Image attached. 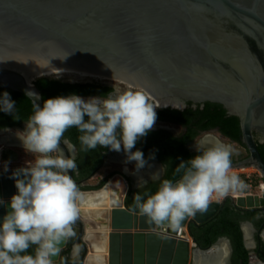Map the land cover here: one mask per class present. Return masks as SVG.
I'll return each instance as SVG.
<instances>
[{
	"label": "water",
	"instance_id": "obj_1",
	"mask_svg": "<svg viewBox=\"0 0 264 264\" xmlns=\"http://www.w3.org/2000/svg\"><path fill=\"white\" fill-rule=\"evenodd\" d=\"M59 70L125 81L166 105L220 104L238 118L248 151L246 158L230 161V168L253 165L264 181L254 138V132L264 136V0H0V88L42 106L33 81ZM59 147L70 155L62 141ZM23 167L0 168V219L17 192L13 173ZM226 200L242 211H264V196L226 194L203 213L185 216L179 226L209 220ZM121 202L110 212L107 264H228V238L202 248L191 237L190 246L169 231L175 229L169 223L155 224L127 209L123 193ZM85 225L78 215L72 249L73 254L81 249L79 264L90 252ZM250 228L247 221L240 224L246 246ZM95 236L101 239V233ZM221 243L225 252L219 260L213 247ZM68 247L67 240L61 242L52 264Z\"/></svg>",
	"mask_w": 264,
	"mask_h": 264
},
{
	"label": "clouds",
	"instance_id": "obj_2",
	"mask_svg": "<svg viewBox=\"0 0 264 264\" xmlns=\"http://www.w3.org/2000/svg\"><path fill=\"white\" fill-rule=\"evenodd\" d=\"M156 107L143 92L119 88L103 97L85 99L72 94L33 105L25 129L18 133L33 159L13 173L17 192L10 198V210L0 219V264H52L61 242L74 235L80 196L69 175L77 168L75 156H66L59 147L61 140L68 143L65 132L75 127L85 152L98 145L116 151L122 148L127 161H135L139 170L147 160L141 150L133 148L152 129ZM15 108L7 91L0 94V111L14 114ZM195 148V156L175 167L177 179H161L164 166L151 174V180L159 181L158 188L135 193L134 210L152 223L167 222L175 228L185 216L206 211L212 193L223 195L243 187L237 175H229L230 145L205 134L195 140ZM150 158L154 159V153ZM146 184L141 179L138 187ZM33 246L34 253H29Z\"/></svg>",
	"mask_w": 264,
	"mask_h": 264
},
{
	"label": "flooded vegetation",
	"instance_id": "obj_3",
	"mask_svg": "<svg viewBox=\"0 0 264 264\" xmlns=\"http://www.w3.org/2000/svg\"><path fill=\"white\" fill-rule=\"evenodd\" d=\"M73 82H88L95 85H100L101 87H111L112 90L108 93L114 91L117 88L114 82L108 80L104 81L101 79L96 80V78H92V80L87 79L84 81L74 80ZM122 83L126 84L124 87H131V85L128 83ZM131 88L134 89V91H138L135 87ZM139 91L143 92L149 102L159 106L155 108L157 119L152 129L148 131L146 136L139 138L133 148V151L139 149L143 152L144 157L147 160V164L143 168L137 170L135 168V161H127L126 154L124 153L122 148L120 151H116L108 147H101L98 145L95 149L88 150L87 152L83 151L78 140V136L80 135V133L76 128H73V140L69 139L68 137H64V139L68 141V143L64 145L69 150L70 155L75 156L77 164L76 170L72 171L73 178L76 182L80 196V198L77 200V204L81 206L89 200V205L87 207L88 211L86 212V214H92L93 216L91 215L90 217L93 218V221H96L94 216L97 215L100 211L111 209L113 206L121 207V193H123L124 199L127 197V195L130 194V198L133 200V196L137 192H155L158 188L159 181L151 180V174L159 171L162 166H164V169L161 172V179L170 178L171 176H173L175 167L180 163L181 160L186 161L197 154L195 145H193L192 142L201 134H208L213 136L211 132H215L220 136L226 138L229 142L238 143L239 145H241L244 149V152L240 154H237V152H232L230 161L242 160L248 156V151L246 147L241 143V141L237 142L224 136L219 131L220 129L218 125L208 124L207 117L199 113V110H203L205 102L194 103L191 101H185L182 105H166L162 102L157 101V98L146 94L140 88ZM89 97L94 96H85L84 98ZM209 113H211V115H216L217 111L211 110L210 112H208V116H210ZM25 126L26 121L21 122L19 125L0 126V131H5L10 128H25ZM191 135H193L192 138L190 137ZM254 138L255 141H264V136H262L258 132H254ZM181 140L182 147L187 151V153L185 154L179 151L176 146ZM61 141L63 142V140ZM152 153H154V159L150 158V154ZM189 153H193L194 155L189 158ZM242 167L244 168V166ZM253 168L255 169V171L257 170L255 166H253ZM257 175L258 176L253 175L252 177H260V181L264 183L259 171ZM141 179L147 181V184L142 188L138 187ZM117 181L123 183V189L121 191L117 187H110L111 182ZM250 186L254 187L256 190L258 189V191L248 189L245 190L246 192L249 191L251 195L264 196V191L262 192L261 190H259L258 184L253 183L250 184ZM82 192H85V194H82ZM232 196L235 198L234 195ZM238 196L239 195H237L236 197ZM246 211L253 212V215L249 219L241 220L240 224L245 221L251 224V238L247 240V246L245 245L244 241L243 245L248 250V264H258L259 261L264 262L263 257L260 256V253H262L261 251L263 250L262 247L264 246V211L255 209L244 210L241 212ZM83 213L81 212V214ZM228 240L230 247L228 264H231V255L233 253V248L229 238ZM90 241L97 242L99 240L96 237H91ZM219 247H224L223 251H220ZM214 248H218V254H221L223 257L225 252V244H218V246ZM66 256L74 260L73 255H71V250L69 248H66L61 253L60 259L58 261ZM74 261L76 263H79V259L78 261ZM67 264H71V261H68Z\"/></svg>",
	"mask_w": 264,
	"mask_h": 264
},
{
	"label": "trees",
	"instance_id": "obj_4",
	"mask_svg": "<svg viewBox=\"0 0 264 264\" xmlns=\"http://www.w3.org/2000/svg\"><path fill=\"white\" fill-rule=\"evenodd\" d=\"M33 82L41 92L42 104L44 100L56 96H68L76 94L81 97H103L112 90L111 87H101L100 85H95L88 82H73L53 76L38 77ZM4 91H7L11 98L15 101L16 108L14 110V114H7L0 111V126L19 125L21 122L26 121L33 111V105L30 99L20 92L9 91L0 88V94H2ZM211 110L217 111V114L211 115V113H209L210 116H208V112ZM199 113L207 117L208 124L218 125L221 134L232 140L240 142V128L238 118L233 115H227L226 110L220 104L205 102L203 110H199ZM73 128H69L65 132L64 137H68L69 139L73 140ZM192 136L193 135L190 137L192 138ZM176 146L179 151L183 152L184 154L187 153V151L182 147V140L179 141ZM256 147L264 161V141L259 142L256 140ZM193 155V153L188 154L189 158ZM177 178V175H173L169 179ZM259 181L260 177L255 180L254 184H258ZM242 184L244 186L246 182L242 181ZM124 205L129 210L138 211L134 210V200L130 198V194L124 199ZM241 211L242 210L235 208L229 202V200H226L223 206L220 207L217 213L209 220L200 224L189 223L187 226L188 233L202 248L212 244L219 237L225 236L229 238L233 248L231 264H248V250L243 245L242 232L240 230L239 224L241 220L251 218L253 212ZM34 248L35 246L31 247L28 252L34 253ZM262 248L263 250L261 251L262 253H260V256L264 259V246ZM68 261H71V264H79L67 256L60 261L54 262L53 264H67Z\"/></svg>",
	"mask_w": 264,
	"mask_h": 264
},
{
	"label": "rangeland",
	"instance_id": "obj_5",
	"mask_svg": "<svg viewBox=\"0 0 264 264\" xmlns=\"http://www.w3.org/2000/svg\"><path fill=\"white\" fill-rule=\"evenodd\" d=\"M50 76H53L54 75H50ZM56 77H59V78H63L65 80H68V81H74V80H87V79H91L92 78H96V80H104L103 78L104 77H101L100 79H97V77H91V76H83V75H79V74H71V73H63L62 75L60 76H56ZM99 78V77H98ZM95 80V79H93ZM105 81V80H104ZM108 81H111V80H108ZM111 82H114L117 86V88L121 89V90H125V89H128V90H133L131 87H124L126 84L120 82V81H111ZM131 88V89H130ZM136 88V87H135ZM136 90L139 91V88H136ZM84 98V97H83ZM87 99V98H85ZM25 128H10V129H7L5 131H0V139L6 134V133H11V134H15L16 136H18V133L19 132H22ZM211 134L220 139L221 141H223L225 144H228L231 146L232 148V152H237V154H240V153H243L244 152V149L241 145H239L238 143H231L229 142L226 138H224L223 136H220L219 134L215 133V132H211ZM202 136L199 135L198 137L195 138V140L199 139L200 137ZM195 140H193L192 144L195 145ZM0 145L3 146V148L1 149L0 151V161H1V164L6 166V167H23V166H27V162L31 161L33 159V156L31 153H28L25 151L23 145H20V144H5L3 142H0ZM250 169H245V171L243 172H246L247 174H252L253 173V168L249 167ZM236 172H239V171H236L232 168L229 169V175L231 174H237ZM252 172V173H251ZM255 173L252 174L254 176H258V171H254ZM238 174H242V175H238ZM237 176L239 177V180L240 182L242 181H245L246 184H244L243 187H237L235 189H230L227 193H240V192H243L245 190H248V189H251V190H255V191H258V189L256 190L254 187L250 186V184H253L254 181L258 178V177H251L250 175V178H251V182L248 181V179L246 177H244V173H238ZM94 181V180H92ZM91 181V182H92ZM104 187V186H103ZM102 187V188H103ZM110 187H117L118 189H120V191L123 189V183L122 182H111L110 183ZM101 189V188H100ZM82 194H85V192H82ZM89 194V193H87ZM239 196H243L245 197L246 195H240L238 194ZM220 195H218L219 197ZM246 203V202H245ZM80 214V212H78V215ZM80 217V215H79ZM83 221H85L86 225H90V228L95 231V232H100V227L98 224H106L105 223V220H98L97 221H93L92 219L90 218H86V219H83ZM92 225V226H91ZM187 228V226H186ZM73 229L75 230V227H73ZM103 231V230H102ZM174 230L173 229H170V232H173ZM70 242V243H69ZM74 241H73V238L70 237L67 239V244L70 245V247H68L70 250H71V255H73V258L74 260L78 261L79 259V254L81 252V249L78 248V251L77 253L73 254V245H74Z\"/></svg>",
	"mask_w": 264,
	"mask_h": 264
},
{
	"label": "bare ground",
	"instance_id": "obj_6",
	"mask_svg": "<svg viewBox=\"0 0 264 264\" xmlns=\"http://www.w3.org/2000/svg\"><path fill=\"white\" fill-rule=\"evenodd\" d=\"M59 72H62V74L63 73H71V74L73 73V74H79V75H83V76L97 77V79H100L101 77H103V76H99V75H96V74H92L90 72H85V71H80V70H77V71L76 70H61V71L59 70V71H53L52 73H49V75L56 74V73H59ZM122 82H125V81H122ZM125 83H127V82H125ZM128 84L133 85L131 83H128ZM146 94H148V95L153 97V95L150 94L149 92H146ZM157 101H159V100L157 99ZM0 142H3L5 144H11V143L12 144H17L18 143V144L22 145V141L19 139V137L16 136L15 134H11V133H6L0 139ZM2 148H3V146L0 145V151H1ZM235 168L236 167H233L232 169L235 170ZM238 169H243V167L239 166ZM237 195L238 194H234L235 198H236ZM245 195H247V194H245ZM120 200H121V197H120ZM88 205H89V200L86 201L81 206L77 204L79 212L80 211L82 213L84 212L83 214H81V212L79 214L80 215V219L82 221H83V219H86V218H90V219L93 220V218L90 217L92 214H86V212L88 211V208H87ZM121 206H122V202H121ZM112 208H117V207L113 206ZM111 209L102 210L97 215L94 216L95 220L97 222H98V220L99 221L100 220H105V223H106V224L103 223V224L99 225L100 229L103 230V231L100 230V232H99V233H101V239H98L99 241H97V242L96 241H90L91 237H96V238H99V237L95 236V234H94L95 232L90 228V225L89 226L85 225V229H84L85 236H84V239H85V241L88 244L90 252L88 253V255L86 257V259L84 261V264H107V257H106L107 256V234L111 230V227H110V212H111ZM83 222L86 223L85 221H83ZM178 227L183 229L185 226H178ZM178 227H175V229H178ZM244 229L246 231V234H248V226H244ZM189 245L193 246L190 243H189ZM217 246L218 245H215V247H217ZM223 248L224 247H219L220 251H223ZM213 249L218 253V248L216 249V248L213 247ZM196 254H197V252H196ZM221 257H222V255L219 254V257H217V258H220L219 260H221ZM195 258L197 260L198 256H195ZM198 262H201V258H198Z\"/></svg>",
	"mask_w": 264,
	"mask_h": 264
},
{
	"label": "built area",
	"instance_id": "obj_7",
	"mask_svg": "<svg viewBox=\"0 0 264 264\" xmlns=\"http://www.w3.org/2000/svg\"><path fill=\"white\" fill-rule=\"evenodd\" d=\"M6 166H4V165H2L1 164V161H0V168H5ZM249 167H251V168H253V166H244V168L243 169H238V168H235V170L236 171H239V172H236L237 174L238 173H244L243 175H244V177H246L247 179H248V181H252L251 180V178H250V175H251V177L253 176L252 174H254L255 172V169L253 168V173L252 174H247L246 172H243V171H245V169H250ZM237 174H235V175H237ZM238 175H242V174H238ZM258 185H259V190H261L262 192L264 191V183L263 182H259L258 183ZM226 194H232V195H234V194H240V195H245V194H251L249 191H243V192H240V193H225V194H223V195H220V194H218V193H212L211 194V196H210V198H209V202L210 201H220V200H222L223 199V197L226 195ZM254 194V193H253ZM218 195H220L219 197H218ZM161 231H165V227H163V226H161L160 228H159ZM174 231H173V233L174 234H176V235H178V236H180V237H182V238H184V239H186V240H188L189 241V243L190 244H192V245H194V243L192 242V239H191V236L189 235V233H188V230H187V228H186V226L183 228V229H181L180 227H178V229H173ZM170 231V230H169Z\"/></svg>",
	"mask_w": 264,
	"mask_h": 264
}]
</instances>
